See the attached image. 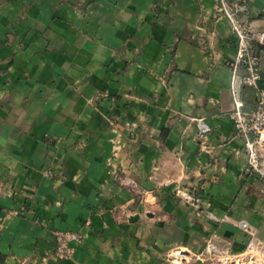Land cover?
Wrapping results in <instances>:
<instances>
[{"label": "crops", "instance_id": "obj_1", "mask_svg": "<svg viewBox=\"0 0 264 264\" xmlns=\"http://www.w3.org/2000/svg\"><path fill=\"white\" fill-rule=\"evenodd\" d=\"M246 1L258 35L264 0ZM219 6L0 0V264H174L177 249L181 264H216L206 241L241 255L243 220L264 243V178L246 172L230 118L236 43ZM242 92L252 109L256 90ZM68 229L82 240L55 261Z\"/></svg>", "mask_w": 264, "mask_h": 264}, {"label": "built area", "instance_id": "obj_2", "mask_svg": "<svg viewBox=\"0 0 264 264\" xmlns=\"http://www.w3.org/2000/svg\"><path fill=\"white\" fill-rule=\"evenodd\" d=\"M218 10L226 17L236 43L235 57L230 63L232 72L230 92L233 103L230 118L235 133L245 141L248 156L246 172L251 176L264 178V49L255 47V44H264V32L255 35L243 21L242 16L248 11L246 0H220ZM244 85L252 87L257 92L252 109L246 108L242 92ZM193 121L200 137L212 132V126L205 118H194ZM178 195L188 203L196 202V199L185 191H179ZM207 216L215 222L222 221L211 211ZM239 226L247 236V245L241 255L234 258L224 255L219 258L220 249L215 234L206 241L200 256L212 259L216 264H264V243L259 242L255 230L247 221H240ZM81 240L82 235L75 230L57 231L53 259L58 262L71 259ZM168 259L174 264H181L188 261V255L184 250L177 249L168 255Z\"/></svg>", "mask_w": 264, "mask_h": 264}, {"label": "water", "instance_id": "obj_3", "mask_svg": "<svg viewBox=\"0 0 264 264\" xmlns=\"http://www.w3.org/2000/svg\"><path fill=\"white\" fill-rule=\"evenodd\" d=\"M139 219V215H134L130 218L131 221H136Z\"/></svg>", "mask_w": 264, "mask_h": 264}, {"label": "rangeland", "instance_id": "obj_4", "mask_svg": "<svg viewBox=\"0 0 264 264\" xmlns=\"http://www.w3.org/2000/svg\"><path fill=\"white\" fill-rule=\"evenodd\" d=\"M247 255H245V257H246Z\"/></svg>", "mask_w": 264, "mask_h": 264}]
</instances>
